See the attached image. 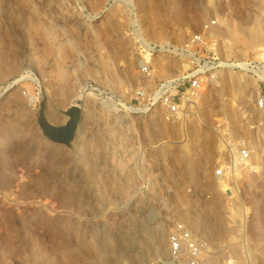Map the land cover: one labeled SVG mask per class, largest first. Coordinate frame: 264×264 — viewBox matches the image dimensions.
Returning <instances> with one entry per match:
<instances>
[{
	"label": "rangeland",
	"instance_id": "obj_1",
	"mask_svg": "<svg viewBox=\"0 0 264 264\" xmlns=\"http://www.w3.org/2000/svg\"><path fill=\"white\" fill-rule=\"evenodd\" d=\"M253 9L264 0H0L1 263L168 264L181 201L209 211L219 198L223 221L196 235L200 264H264V14L252 41L216 29L243 31ZM210 20L196 50L259 64L221 69L247 81L248 100L218 79L178 101L182 84L169 89L180 108L169 114L151 92L189 67L176 48ZM194 140L203 165L192 181L179 150ZM239 140L252 167L219 189L214 170Z\"/></svg>",
	"mask_w": 264,
	"mask_h": 264
},
{
	"label": "built area",
	"instance_id": "obj_2",
	"mask_svg": "<svg viewBox=\"0 0 264 264\" xmlns=\"http://www.w3.org/2000/svg\"><path fill=\"white\" fill-rule=\"evenodd\" d=\"M214 20L206 21L202 24L201 29L197 33L192 34L189 40L183 47L178 49L185 51L189 54L190 63L189 67L183 70L182 73L171 77L155 87L151 92L152 104L155 101H159L160 104L164 105L169 114L179 113L178 103L176 102L175 95H171L169 92L170 88L179 87L182 84L187 85V92L185 95L181 94L178 98L187 100L188 96L197 99L201 93V87L206 84L210 79L215 77V72L229 68L232 70H242L251 73L260 71L259 64L255 61H230L220 58L214 53L209 55L199 54L196 50L197 42L203 38V30L208 28L210 24H214ZM143 74L149 75V68L147 65L141 67ZM137 94L142 97L143 92L138 91ZM188 95V96H187ZM256 105L259 108H264V97H258ZM240 144H234L233 152L230 149L232 156L225 163L218 164L214 170V176L221 180H228L233 175L234 164L233 160L237 158L239 162H243L248 159L250 150L243 140ZM239 165V164H238ZM243 164H241L242 167ZM166 241L168 244L169 260L168 264H200L205 251L206 245L201 237L195 236L191 230L181 221H175L169 227L166 234ZM202 253V254H201Z\"/></svg>",
	"mask_w": 264,
	"mask_h": 264
},
{
	"label": "bare ground",
	"instance_id": "obj_3",
	"mask_svg": "<svg viewBox=\"0 0 264 264\" xmlns=\"http://www.w3.org/2000/svg\"><path fill=\"white\" fill-rule=\"evenodd\" d=\"M206 8V7H205ZM204 9V8H203ZM253 11V13H252V17H253V23H252V25L251 26H247L246 28H244V30L243 31H240V30H238L237 28L235 29V28H230V27H227V26H225V27H217L216 29H217V33L218 34H220V35H228V36H232V37H238V36H244V37H246L248 40H250V41H252V40H254L255 38H256V36L258 35V33H259V23H260V12H262L263 14H264V12L263 11H261L260 9H257V10H255L254 11V9L252 10ZM193 13H195V12H193ZM198 12H196L195 13V15L197 14ZM191 15V14H190ZM193 16V15H192ZM190 17V16H189ZM199 18V16H193V17H191V18H186V19H188L186 22H188V24H193V23H195V21H197V19ZM249 19V18H248ZM184 21V20H183ZM221 21V20H220ZM185 22V21H184ZM185 22V23H186ZM220 25V24H219ZM216 27V25H210V26H208V28H206L205 29V32H207L208 33V31H210L213 27ZM216 31V30H215ZM135 60V59H134ZM136 61V60H135ZM138 62H140V60H139V58L137 59V63ZM223 71L224 70H219V71H217V72H215V77L214 78H212V80H209V82L210 83H212V82H215L216 80H220L221 81V83H229V81L231 82H233V84L235 85V87L237 88V90H238V98H239V100L241 101V102H247V100H248V84H247V81L243 78V77H241V76H239V77H237V78H235V79H232L231 77H229V76H227V75H224L223 74ZM259 77H261L263 80H264V76H262V75H259ZM253 83V82H252ZM254 84V83H253ZM237 98V99H238ZM110 106L112 107V109H116V106L114 105V104H110ZM124 107V106H123ZM125 108V107H124ZM127 109L128 110H130L131 112H138L139 110H141V109H139V108H137V107H133V106H130V107H127ZM143 109V108H142ZM249 135H250V133H249ZM252 135V134H251ZM250 138H251V136H250ZM253 138V137H252ZM193 140V139H192ZM249 140V139H248ZM197 140H194V141H191V143H186V144H184V146H183V148L181 149V150H179V156H180V152H181V155L183 156V157H185V159H184V161H183V163H184V165H185V167L184 168H186L187 170V173H188V175L190 176L189 178H190V180L192 179V181H193V179L194 178H191V177H195L196 175H198L197 173H198V171H200V168L202 167V162L201 161H199V160H197L196 158H193L192 157V155H191V153H189L191 150H190V148H192L193 149V145H196L195 147H194V149L195 148H198V145H199V143L197 142V143H195ZM198 141H199V139H198ZM202 140H200V142H201ZM202 142H204V141H202ZM201 144V143H200ZM202 144H204V143H202ZM205 145V144H204ZM248 146V145H247ZM253 146V145H252ZM199 147H200V145H199ZM201 147H202V145H201ZM249 148H251L250 146H249ZM198 149H200L201 150V148H198ZM190 150V151H189ZM199 150V151H200ZM253 151V150H252ZM199 153V152H198ZM201 154V153H200ZM253 154H255V152L253 153V152H251L250 151V154H249V157H248V159H246L245 161H243V162H239L238 160H237V158H235L234 160H233V164H234V170H238V171H240L239 169L241 168H238L239 166H241V164H243V166L244 167H246L247 166V171L250 169L248 166L250 165L249 164V161L251 160V157H253L254 158V156H253ZM181 156V157H182ZM205 157H202V161H203V159H204ZM253 158H252V160H253ZM181 159V158H180ZM259 158H257V160H258ZM205 160V159H204ZM253 161H256V159L255 160H253ZM250 163H251V161H250ZM261 163L262 162H260V160H258L255 164H254V167L256 166V168H259L260 169V165H261ZM239 164V165H238ZM205 166V165H204ZM250 167H252L251 165H250ZM262 167H263V165L261 166V169H262ZM204 168V167H203ZM245 169V170H246ZM259 169H258V171H259ZM206 170V169H205ZM243 168H242V170H241V172L243 171V173H245L246 171H245ZM245 171V172H244ZM240 172V173H241ZM239 173V172H238ZM239 173V174H240ZM242 173V174H243ZM248 173L246 172V175H247ZM207 175V174H206ZM244 175V174H243ZM202 176V175H201ZM200 177V176H199ZM205 178L206 177H204V178H202L201 180H203L204 179V182L206 181L205 180ZM225 180H218L217 182H216V186H217V188H222V190H223V188L225 187V182H224ZM196 182V181H195ZM195 182H193V184L195 183ZM203 182V181H202ZM200 183V182H199ZM199 183L197 184V182H196V184H194V186L195 187H197L198 185H199ZM201 184V183H200ZM206 185V184H205ZM201 186H203L204 187V185H201ZM202 187V188H203ZM207 187V186H206ZM200 188V185H199V187H197V189H199ZM201 189V188H200ZM218 189V190H219ZM185 197V196H184ZM219 199V198H218ZM218 199H216V198H214V199H212L211 200V202H210V204H209V211L208 210H205L204 208H196V207H194V206H192L191 205V203L188 201V199H183L182 201H181V203H182V208L181 209H178V212H179V214H180V220H181V222H183L190 230H191V232L196 236L197 234H200L202 231H205L206 230V225H205V223L206 222H208L209 221V219L210 220H212V221H216V222H218V223H220L221 221H223V216L221 215V202H220V199L218 200ZM139 210H143V209H140L139 208ZM150 211V210H149ZM147 212L148 214H147V217L146 218H148V219H152V217L154 216L153 214H152V212ZM5 212V211H4ZM177 212V213H178ZM7 213V212H6ZM149 215V216H148ZM5 216V215H4ZM155 217V216H154ZM157 240V239H156ZM158 241V240H157ZM158 243V242H157ZM160 243V242H159ZM155 245V244H154ZM156 245H158V244H156ZM207 250L205 249V251L203 252V257H204V255H206L205 254V252H206ZM6 263V262H5ZM0 264H3V263H1L0 262Z\"/></svg>",
	"mask_w": 264,
	"mask_h": 264
},
{
	"label": "water",
	"instance_id": "obj_4",
	"mask_svg": "<svg viewBox=\"0 0 264 264\" xmlns=\"http://www.w3.org/2000/svg\"><path fill=\"white\" fill-rule=\"evenodd\" d=\"M73 124V123H72Z\"/></svg>",
	"mask_w": 264,
	"mask_h": 264
}]
</instances>
